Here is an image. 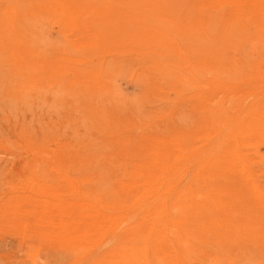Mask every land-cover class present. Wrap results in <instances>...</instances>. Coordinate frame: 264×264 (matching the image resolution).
<instances>
[{"label": "rangeland", "instance_id": "374dc122", "mask_svg": "<svg viewBox=\"0 0 264 264\" xmlns=\"http://www.w3.org/2000/svg\"><path fill=\"white\" fill-rule=\"evenodd\" d=\"M0 264H264V0H0Z\"/></svg>", "mask_w": 264, "mask_h": 264}, {"label": "bare ground", "instance_id": "6f19581e", "mask_svg": "<svg viewBox=\"0 0 264 264\" xmlns=\"http://www.w3.org/2000/svg\"><path fill=\"white\" fill-rule=\"evenodd\" d=\"M163 184V183H162Z\"/></svg>", "mask_w": 264, "mask_h": 264}]
</instances>
